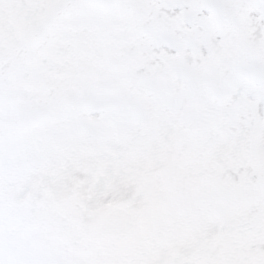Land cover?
Instances as JSON below:
<instances>
[{"label": "snow or ice", "instance_id": "1", "mask_svg": "<svg viewBox=\"0 0 264 264\" xmlns=\"http://www.w3.org/2000/svg\"><path fill=\"white\" fill-rule=\"evenodd\" d=\"M0 264H264V0H0Z\"/></svg>", "mask_w": 264, "mask_h": 264}]
</instances>
